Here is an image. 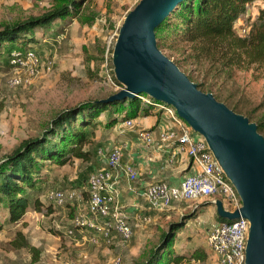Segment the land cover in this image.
Here are the masks:
<instances>
[{"label": "rangeland", "instance_id": "1", "mask_svg": "<svg viewBox=\"0 0 264 264\" xmlns=\"http://www.w3.org/2000/svg\"><path fill=\"white\" fill-rule=\"evenodd\" d=\"M139 1L86 0L84 12L93 16L91 25L80 24L74 18L54 23L51 30L43 35L45 40L29 48L40 59L38 72L29 83L14 88L9 86L8 82L14 74L10 68V54L14 50L9 55L7 49L1 53L0 160L22 141L40 136L59 112L84 101L105 98L119 90L110 83L114 80L111 44L115 41L124 17ZM50 4L51 0H0V23H14L38 16ZM262 5L263 2L257 1L249 7L250 23L256 19L257 9ZM246 23V17L238 20L239 33L242 34L241 30L244 29L242 35L249 31ZM43 36L41 33L37 35L39 41ZM170 41L164 45L163 53L170 56L172 61H177L180 68L190 74L188 64L183 63L180 52L187 45ZM108 42L111 46L106 52ZM15 50L23 52L27 49ZM206 65L192 64L195 68L193 79L198 72L201 74ZM206 82L213 84L212 92L219 102L234 106L242 113H250L253 120L264 114V64L244 62L230 72L224 71L217 77L208 76ZM105 113H100L99 118L103 119ZM100 128L96 130V138L91 145H85V149L106 146L113 140L114 135L111 137L110 131H101ZM92 166L91 161L84 162L76 158L61 166L48 162L42 165L40 174L44 182L26 193L30 205L28 211L16 224L8 225L3 221L0 231V264H112L110 261L114 258H119L120 264H134L143 250L154 244L167 223L209 202L204 199L180 202L173 208L156 211L151 222L139 223L133 229L130 240L123 241L116 237L108 247H90L91 243L88 245L86 241L70 239L66 232L72 228L74 213L79 211L77 204L80 203L81 211H86L82 192ZM51 191L64 194L75 192L80 198L76 202L73 199L63 205H56L49 198ZM35 200L42 204L39 211L31 207ZM2 215L0 221L3 220ZM213 220L216 221L217 217L211 210L179 231L174 251L181 256L180 264H218L206 244V232L212 226L209 221ZM18 232L25 237L29 247L15 245ZM195 253L204 257V260L195 258Z\"/></svg>", "mask_w": 264, "mask_h": 264}, {"label": "trees", "instance_id": "2", "mask_svg": "<svg viewBox=\"0 0 264 264\" xmlns=\"http://www.w3.org/2000/svg\"><path fill=\"white\" fill-rule=\"evenodd\" d=\"M257 1L263 2V5L257 9L256 19L250 23L249 7ZM85 2L86 0H51L50 7L38 16L14 23H0V55L6 49L9 50V55L15 48H34L45 40L43 35L56 22L74 18L80 24L91 25L94 19L92 15L85 14ZM242 17H246L245 26L248 25L249 28L244 35L239 33L238 25V20ZM39 33L43 36L40 41L37 38ZM155 36L157 47L162 52L169 40L171 43L187 45L180 52L191 75L195 69L192 64H207L202 68L201 74L198 72L193 79V75L191 77L173 60L200 90L213 94V84L206 82L208 76L217 77L224 71L230 72L244 62L264 64V0H183L155 30ZM170 50H173L172 47ZM166 56L170 59V56ZM110 95L84 101L59 112L40 136L22 141L0 160V215L3 213L0 231L3 221L8 225L16 224L28 211L30 205L26 193L44 182L40 170L45 162L56 166L69 163L72 158L90 162L93 150L85 149L84 146L91 145L97 126L110 129L139 114L147 115L156 103L152 99L150 103L140 99L147 98L146 95L125 101L102 102ZM213 96L218 100L214 94ZM224 104L254 122L257 131L264 137V114L253 120L250 113H242L240 109ZM103 112L106 113L101 119L99 115ZM208 205L212 204L204 202L167 223L154 244L143 250L134 264H180L181 256L174 251L177 234L185 225L202 215L203 209ZM41 206V202L32 201L33 210L39 211ZM217 220L220 219L217 217ZM16 235V246L29 247L20 232ZM193 256L204 260L199 254L195 253Z\"/></svg>", "mask_w": 264, "mask_h": 264}, {"label": "water", "instance_id": "3", "mask_svg": "<svg viewBox=\"0 0 264 264\" xmlns=\"http://www.w3.org/2000/svg\"><path fill=\"white\" fill-rule=\"evenodd\" d=\"M183 0H140L123 19L111 51L120 89L104 103L146 95L172 107L208 149L235 189L240 206L232 211L214 201L220 222H249L245 264H264V137L257 125L212 93L203 92L156 44L155 30Z\"/></svg>", "mask_w": 264, "mask_h": 264}, {"label": "built area", "instance_id": "4", "mask_svg": "<svg viewBox=\"0 0 264 264\" xmlns=\"http://www.w3.org/2000/svg\"><path fill=\"white\" fill-rule=\"evenodd\" d=\"M244 29L241 30L243 34ZM113 45V44H111ZM107 43L106 52L111 46ZM40 59L32 49L25 51L14 50L10 54V68L14 73L9 80L10 87L29 83L38 72ZM111 80V79H110ZM113 87L120 89L116 81L110 82ZM145 103H150V98H142ZM155 108L164 112L170 121L171 128L167 133L158 135L161 143L175 144L176 150L172 153H183L188 156L195 167L193 174L185 176L178 185L171 186L163 181H156L144 189V196L152 210L162 211L171 208L180 202H194L209 200L214 206V201L221 200L224 209L232 211L240 206L239 197L226 178L222 168L213 157L211 151L200 135L194 133L190 127L180 119L174 109L163 103H154ZM127 126L131 121L125 122ZM138 138L145 144L155 143V139L148 131H141ZM121 151L111 149L106 156L105 168L97 170L86 179L87 209L78 211L72 218V228L67 230L68 237H74L75 231H86V241L97 245L103 241L106 246L113 243L118 237L123 241L130 240L132 231L127 222V216L115 205L116 186L118 175L122 174L129 182L136 179V171L130 165L121 164ZM65 197L70 200L80 198L75 192L66 196L60 191H51L49 198L56 205H63ZM140 222H149L148 216L137 218ZM249 222L239 217L234 221L218 222L211 226L206 235V244L215 256L218 264H245V245ZM116 235V237H115ZM112 264H120L119 258H114Z\"/></svg>", "mask_w": 264, "mask_h": 264}, {"label": "crops", "instance_id": "5", "mask_svg": "<svg viewBox=\"0 0 264 264\" xmlns=\"http://www.w3.org/2000/svg\"><path fill=\"white\" fill-rule=\"evenodd\" d=\"M130 121V126H127L125 122H119L110 129H106L102 126L101 128L100 126L96 127L95 133L96 130L100 128L101 131H110L112 134L111 137L114 135V138H112L113 140L107 143L106 146L93 147L91 163L93 164L92 173L104 169L108 152L116 148L119 149L122 154L121 164L130 165L135 169L136 179L133 182H129L122 174L118 175V184L116 186L117 194L115 199V205L127 216V222L133 234L135 228L140 225L139 223H145L140 222L137 219L138 217L148 216L151 222L152 215L155 217L154 214L156 213V210L149 208L143 194L144 189L156 181H163L171 186H176L185 176L193 174L195 167L186 154L176 152L175 155L172 154L176 150L175 144L158 142V135L167 133L171 128L169 117L164 112L153 107L147 115L139 114ZM141 131L150 132L155 139V143L151 145L143 143L138 138V134ZM94 138H96V135H94ZM67 194L68 193H66L65 196ZM82 194L85 199L83 204L86 210L88 199L86 181ZM69 200L68 197H65L64 203ZM76 201L77 200L74 202ZM77 207V209L81 211L80 203L77 204ZM211 210L216 215L214 206L208 205L203 209V213L199 217H203L204 213L210 212ZM76 213L77 212H75L74 215ZM209 222V225H214L218 223L219 220ZM210 228L208 227V230ZM87 234L88 232L86 231L81 232L77 230L74 232V237L69 238L73 240L77 239V242L86 241L85 235ZM86 243L90 245L87 241ZM102 246L108 247L103 241H100L97 245H90V247L95 248Z\"/></svg>", "mask_w": 264, "mask_h": 264}]
</instances>
